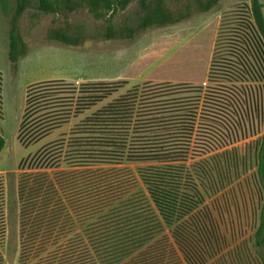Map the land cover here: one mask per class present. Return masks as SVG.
<instances>
[{
    "label": "trees",
    "instance_id": "16d2710c",
    "mask_svg": "<svg viewBox=\"0 0 264 264\" xmlns=\"http://www.w3.org/2000/svg\"><path fill=\"white\" fill-rule=\"evenodd\" d=\"M133 1L141 12L137 27H125L118 34L109 25L100 38L133 39L148 29L208 13L221 2L185 0L183 9L173 12L165 0H37L36 9L51 15L88 9L102 20L108 13L111 18L125 11ZM11 3L8 59L16 77L27 52L18 21L31 0H0L4 14ZM48 39L68 47L88 41L81 28L74 33L51 30ZM204 68L193 71L196 81H149L111 101L128 81L77 86L52 80L28 87L17 137L25 148L108 102L67 135L20 162L16 264H204L206 249H182L185 239L175 234L170 239L167 233L175 202L182 199L169 166L255 137L263 202L254 245L264 264V5L260 0L236 4L222 14L210 63ZM2 91L0 73L1 118ZM5 145L0 129V156ZM141 164L149 167L140 177L115 172ZM5 196L0 181V264H5ZM175 242L181 249H175Z\"/></svg>",
    "mask_w": 264,
    "mask_h": 264
},
{
    "label": "rangeland",
    "instance_id": "374dc122",
    "mask_svg": "<svg viewBox=\"0 0 264 264\" xmlns=\"http://www.w3.org/2000/svg\"><path fill=\"white\" fill-rule=\"evenodd\" d=\"M201 1L206 2V0ZM260 1L264 5V0ZM165 2L171 11L178 12L183 9L185 0H165ZM251 2L252 0H221L210 12L193 14L183 22L148 29L137 34L133 39L119 37L107 41L99 35L109 25L113 26L118 34L125 27H137L141 12L136 1H133L125 11L113 14L111 18V13H108L105 19L96 20L88 9L66 15L38 12L37 0H31V7L18 21V28L27 45V52L19 62L16 77L11 72L8 59L9 25L14 3H11L8 14H4L0 8V73L3 79L0 129L6 142L0 156V181L3 183L6 195V239L3 250L5 264H16L18 257L20 162L36 155L49 143L67 135L75 124L133 86L149 81H196L193 78V71L204 67L208 69L222 14L236 4H251ZM77 28H81L88 39L79 47H68L48 39L51 30L61 29L74 33ZM52 80H61L77 86L83 83L125 80L129 85L83 116L70 120L39 143L25 148L17 137L25 108L26 91L30 85ZM240 145L239 149L230 155V157L235 155L232 163H224L229 155L218 160L221 165L213 162L214 165L228 166L224 178L226 183L238 181L240 177L249 174L251 168L249 158L246 162H240L238 158L240 155L242 157L248 155L249 146H245L244 143ZM185 166L188 170L194 171L193 162ZM147 167L149 165H125L115 172L122 177H140ZM255 254L261 261L256 251Z\"/></svg>",
    "mask_w": 264,
    "mask_h": 264
},
{
    "label": "crops",
    "instance_id": "0c3cea01",
    "mask_svg": "<svg viewBox=\"0 0 264 264\" xmlns=\"http://www.w3.org/2000/svg\"><path fill=\"white\" fill-rule=\"evenodd\" d=\"M257 139L251 138L186 163L169 166V172L176 180L174 187L182 199L175 202V214L170 219L167 233L170 239L173 234L175 238L185 239L182 249H206L204 264H262L253 251L263 202L257 180ZM242 143L249 146V152L238 158L240 162L249 158V174L226 183L228 166H218L221 165L218 160L229 155L224 163H232L235 155H230ZM189 162H193L194 171L186 168ZM174 247L181 249L176 242Z\"/></svg>",
    "mask_w": 264,
    "mask_h": 264
}]
</instances>
